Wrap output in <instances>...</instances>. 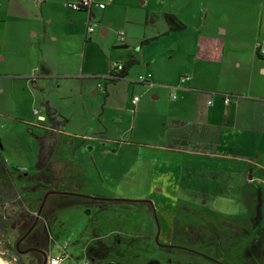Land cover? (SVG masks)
<instances>
[{
  "label": "rangeland",
  "instance_id": "1",
  "mask_svg": "<svg viewBox=\"0 0 264 264\" xmlns=\"http://www.w3.org/2000/svg\"><path fill=\"white\" fill-rule=\"evenodd\" d=\"M35 4L25 0L21 8L23 25L15 26V31L13 28L15 34L22 35L23 31L32 28L38 33L42 29L45 20L36 19L41 0ZM65 6L64 0H45L43 5L46 17L53 19L50 30L56 38L48 41L42 57L57 69L55 77L43 83V89L28 90L29 82L39 76L34 61L26 58L30 48L25 54V63L6 59L0 68L4 75L23 76L14 81L19 90L15 97L17 112L4 109L5 96L0 94V112L9 114L0 113V152L9 168L19 170L16 180L23 198L22 207H7L15 221L9 226L7 237L11 249H7L0 239L3 256L0 260L4 264H20L19 255L15 256L13 252L25 226L16 211H22L21 215L27 221L33 219L44 192L54 182L65 181L66 176L57 175V172L61 174L68 162L71 171L77 174L72 179L69 177L67 185L56 187L57 190L66 191L72 187V181L79 183L80 179L84 183L85 189L81 193L84 195H90L85 186L88 182L93 192H99L92 195L98 198L152 200L163 235L159 242L165 244V234L167 238L171 234L176 245L222 260L225 264H260L258 260L261 257L264 260V184L261 181L249 184L247 175L241 187L235 186L231 179L217 184L208 183L205 176L212 169L180 166V158L170 159V154L161 149L153 150V146L144 143L163 141L170 144L177 135L161 127L167 119L166 111L173 104L169 95H175L174 101L177 102L179 93L188 86V82L181 87L175 85L180 77L190 73L187 63L191 50L185 44L186 38L199 28L200 22L205 21L203 31L213 34L218 33L216 29L220 23L235 38L234 42L228 41L227 51L232 48L239 50L240 38L247 42V50L251 52L252 45L241 34L249 28L251 20L258 22L260 19L261 25L264 24V0H149L141 16L139 10L142 9L134 4L130 11L133 19L129 26V48H118L120 33L125 34L124 44L128 41L123 28V11H119L121 15H113L112 28L103 20L102 27H95L91 40H85L84 36L73 32L82 26L83 16L72 13ZM145 11L150 12L146 19ZM165 13L174 15L186 28L164 35L168 32L163 18ZM75 17L74 23L69 25L67 20ZM114 28L116 30L112 31ZM102 29L107 30L106 36L101 35ZM23 37L29 41L27 32ZM157 37L158 40L148 45L149 49L139 50L143 40ZM181 38L184 40L182 46H175ZM38 39L39 34L37 38L30 35L31 43ZM8 42L5 52L9 55L16 53L14 46L12 50L8 47ZM263 42L264 31L259 44ZM131 57L137 61L136 66L125 79L108 85L106 100V90L102 93L96 87L98 81L95 77L111 71L114 65L124 64ZM148 62L150 64L146 66ZM259 66L254 57L255 71ZM155 72L159 75L164 73L163 80H156ZM146 74L152 76L154 86L135 83ZM1 82L7 84L8 81L3 79ZM248 93L253 94L250 90ZM155 96L159 99H154ZM135 98L137 104L132 107ZM50 103L65 114L66 132L61 130L53 113L47 124L39 125L50 132L52 128L57 129L55 134L59 145L55 149H52L54 145L47 149L53 158L49 165L51 170H44L34 180L32 176L37 170L39 146L28 128L29 122H35L33 109ZM34 126L33 132L39 135L41 128ZM181 134L189 137L186 131ZM67 135L79 139L84 136L87 141L73 152V140ZM124 139L133 144L118 147V141ZM259 162L263 161L260 159ZM189 175H196V178ZM216 177L222 180L221 176ZM156 189L176 198L165 200L166 196ZM148 195L149 198H144ZM43 220L46 232L43 247L47 244L46 249L40 246L43 230L18 247L24 250L38 245L52 257H63L61 264H214L191 253L158 249L154 243L157 224L147 204L96 203L74 197L51 196ZM20 257L21 264H41L36 253Z\"/></svg>",
  "mask_w": 264,
  "mask_h": 264
},
{
  "label": "crops",
  "instance_id": "2",
  "mask_svg": "<svg viewBox=\"0 0 264 264\" xmlns=\"http://www.w3.org/2000/svg\"><path fill=\"white\" fill-rule=\"evenodd\" d=\"M28 1L34 4L37 2V0ZM71 1L76 0H64L65 3ZM44 4L45 0H41V5L38 9V18L36 17L38 20L39 18L45 20V22L43 21L42 23V29L39 30L38 33L37 31L32 30L33 28L30 30L26 29L22 32V35H18V33L15 34L14 31L15 26L19 28V24L23 25L21 17L24 13L21 12V8L25 5V0H0V68L6 59L9 61L12 59L15 62H19V64L20 62L25 63V54L30 48V52L29 54H26V58L34 61L39 76L29 82V91L43 89V87H45L43 83L48 79H53V77H55V72L57 71L47 58L42 57L44 54L43 48L48 45V41H55L56 38L50 30L53 19L46 17L43 9ZM134 4L139 5V9H142L139 10V15L141 16V11L147 8L149 0H113V2L108 4L103 10L94 7L91 12V16L93 17L90 18L94 23V29L96 26L98 29L102 27L103 20L108 22L112 28L113 25L111 20L113 15H121L119 11H123V28L128 41L124 46L119 44L118 48H129V26L133 19L130 15V11ZM19 9L20 15L18 16ZM68 10L72 13L83 16V21L81 23L82 26L73 31L74 34L84 36L85 40H91L90 37H92L93 33L88 34L86 32L88 24L91 22L88 20V14L86 12ZM149 13V11H145V19L148 18ZM192 13L195 12L193 11ZM26 15L29 21L28 14ZM97 16L99 17L97 18ZM262 17L263 15L261 11V19ZM73 19L75 20L76 17L69 18L67 23L72 25L74 23ZM221 23H223V20ZM249 23V28L241 34V36L247 39L252 45L251 52L247 50V42L240 38H238V41L242 43L237 44L240 49L235 51L232 48V50L228 49L227 51L226 45L228 41H235L234 36L228 33L220 23L217 25L216 30L218 33L216 34L209 31H203L205 21L200 22L199 28L185 40V44H187L191 50L187 63V67L190 71L189 79L184 83H179L178 80L175 84L181 87V85L188 82V86L184 88V92L179 93V99L177 98V102L172 101L173 104L171 108L166 111L167 119L161 127L162 130L176 132L177 135L174 136L175 139L172 140L170 144H165L163 141L144 143V145L153 146V150L161 149L164 153L170 154V159H173L174 157L179 160L180 158V166L212 169V171H208L205 176L208 178V183L217 184L218 182H224L225 179H231L235 186L241 187L243 179L247 175L246 181L249 182V184L260 181L264 184V157L261 155L264 154V53H261L258 49V46L261 45L259 44V37L261 36V32L264 31V24L261 25L260 19L258 22L251 20ZM11 30L13 34H11ZM115 30L116 29L114 28L112 31ZM25 32H27L29 41L23 37ZM100 33L102 36H106L107 30L102 29ZM38 34L39 39L31 43L30 35H32V38H37ZM169 34L171 33H167V35ZM158 39L159 37H157L156 40ZM156 40L149 42V44L139 48V50L149 49L148 47L150 46L148 45ZM7 42L8 47H10L11 50L12 46H14L16 53L9 55V52H5V48L7 50ZM183 43L184 40L181 38L179 41L175 42L174 45L182 46ZM254 57L261 65L257 68V71H255L253 67ZM150 60L153 61L152 58ZM41 64H46L50 72L49 76L40 73L39 68ZM149 64L150 62L145 65L149 66ZM108 71H106L105 74L95 77L98 81L96 87L100 89L102 93L106 90V94H104L106 100L108 98L107 87L108 85H112V82L106 79V76L110 72ZM155 74L157 75L156 80H163L164 73H160L159 75L155 72ZM22 77L23 76L19 74L8 76L0 73V94L5 96L6 101L4 109L12 111L14 109V111L17 112L15 97L17 96V93H19V90L17 89L18 85L14 84V81L22 79ZM3 79L8 81L6 82L7 84H1ZM161 84L167 85V83ZM152 85H155L153 80ZM152 85H149L148 87ZM234 87H237V89ZM174 88L176 87L174 86ZM248 90L253 94H249ZM229 95L232 100L226 105L224 100L226 96ZM170 96L171 95H169V99L171 100ZM236 97L239 98L237 101H234V98L236 100ZM153 98L156 100L159 99V97L156 96ZM233 103H235L234 106ZM45 105L46 104L42 105L40 108L33 109L32 114L35 117V122H29L28 128L32 135L35 136V141L37 143L38 137L43 136L46 131L39 125L43 126L47 124L49 122V116L52 113L55 120L60 122L61 130L64 131V133L66 132L64 129L67 123L65 114L60 113L51 103ZM34 110L40 111V116L44 117L43 121L37 119ZM0 113H2V115H9L3 111ZM174 121H176V123H174ZM34 125L41 128V133L39 135L33 132L32 129L35 127ZM47 131L49 135V140H47L49 145L48 148L54 145L52 149H55L59 145L55 134L57 133V129L52 128V134H50L51 132L49 130ZM62 131H59L58 133L62 134ZM182 131L189 133V137L181 134ZM67 136L71 137L69 135ZM70 139L73 140L71 151L75 150V148L78 150L87 141L84 136L80 139L74 137H71ZM117 144L119 147L123 144L133 143L129 141V139H124L118 141ZM37 146H39V144ZM176 147H181L186 150H178ZM56 156L59 157L61 155ZM260 159L263 162H259ZM50 162H53V158ZM66 164H68V162L65 163L64 169L66 170L65 183H67L69 177L72 179L77 174L71 171V166L69 164ZM189 176L196 178V175ZM216 176H221L222 180L219 181ZM78 181L79 183L72 181V187L66 191L75 193L84 192L82 190L85 189L83 188L84 183L80 182V179H78ZM85 182H87V180ZM85 186H87L86 188H88L90 195H96L99 193L96 191L93 192L89 188L88 182ZM90 186L94 185L90 184ZM155 191L166 196L165 200H167L168 197L169 199L176 198L165 195L160 189H156ZM149 197L150 195L144 198ZM157 200L167 202L161 198H158ZM168 203L169 202H167V204Z\"/></svg>",
  "mask_w": 264,
  "mask_h": 264
},
{
  "label": "trees",
  "instance_id": "3",
  "mask_svg": "<svg viewBox=\"0 0 264 264\" xmlns=\"http://www.w3.org/2000/svg\"><path fill=\"white\" fill-rule=\"evenodd\" d=\"M163 18H164V20L168 26V32L167 33L182 31L186 28V26L172 14L165 13L163 15ZM167 33L164 35H167ZM156 39L157 38H153L150 40H143L140 43L139 48L149 44V42L156 40ZM124 45L122 44L121 46H124ZM122 65H123V69L121 71L117 72V71L113 70L114 68L110 71L111 73L115 74L117 77L115 79H110L112 84H114V83L116 84L118 81L125 79L128 76L129 71L136 65V60L133 57H131L127 62H125ZM39 71L42 75H45V76L50 75L49 69L46 66V64H41ZM107 80L109 81V79H107ZM179 83H180V80H179ZM139 84H143V83H139ZM172 101H174V100H172ZM47 135H48V131L46 130L44 132L43 136L38 137L39 155H38V161H37V165H36L37 170H36V173L34 174V176H32V179H34V180L38 179L37 176L41 172H43L44 170H47V169L51 170V168L49 167L50 161H51L50 152L47 150L48 149ZM176 149L186 150V149L181 148V147H176ZM73 151L75 152L76 148ZM66 165H68V164H66ZM18 171H19L18 169L8 167V165L5 162L4 157L2 156V153L0 152V239L2 241H4V245L6 246L7 249H11L9 244L7 243L9 226L12 223H14V221H15V219H14L15 216L7 211V207L17 206L20 208L23 206L22 192L18 188L17 180H16ZM65 171L66 170H62L61 174H59V172H57V175L59 174V175L63 176L65 174ZM21 213H22V211H20V210L16 211V215L20 216L21 223L25 226L23 228V232H22V235H23L26 232L30 221H27L26 218H24L25 216L21 215ZM42 234H43L42 238L45 240L46 232L43 231ZM46 245H45V247H43L44 249H46ZM13 254L15 256L19 255L16 252V250L13 252ZM0 256H2L1 251H0ZM18 257L20 259V264H21L20 255Z\"/></svg>",
  "mask_w": 264,
  "mask_h": 264
},
{
  "label": "built area",
  "instance_id": "4",
  "mask_svg": "<svg viewBox=\"0 0 264 264\" xmlns=\"http://www.w3.org/2000/svg\"><path fill=\"white\" fill-rule=\"evenodd\" d=\"M113 0H76V1H71V2H67L66 3V7L72 11H77V12H86L88 14V17L91 21V12L93 10V8H98L100 10H103L104 8H106V6L110 3H112ZM88 34H92L94 32V23L93 21L90 22V24H88V27H87V31H86ZM126 39H125V34L123 33H120L119 35V44L120 45H124ZM258 49L260 50L261 53H264V42L258 46ZM113 70L119 72L123 69V65L122 64H117V65H114L113 66ZM151 75L150 74H146V75H143V76H140L138 79H137V83H143L147 86L149 85H152L151 83ZM117 78L115 74L109 72V74L106 76V79H115ZM187 79H189V76L188 75H184L183 77L180 78V83H184ZM170 98L172 100H175L176 99V96L175 95H171ZM232 98L230 96H226L225 100H224V103L226 105H228L230 102H231ZM137 104V98H135L133 101H132V107H135ZM34 114L37 116V119L39 121H43L44 117L40 116V111L39 110H34ZM263 161H264V158H263ZM64 258L63 257H60V256H56V257H52L50 256L49 259H48V264H61L63 262Z\"/></svg>",
  "mask_w": 264,
  "mask_h": 264
},
{
  "label": "water",
  "instance_id": "5",
  "mask_svg": "<svg viewBox=\"0 0 264 264\" xmlns=\"http://www.w3.org/2000/svg\"><path fill=\"white\" fill-rule=\"evenodd\" d=\"M52 195H58V196H66V197H74V198H80V199H87V200H91V201H98V202H121V203H134V204H148L151 209H152V213H153V218L155 220V223L157 224V234H156V238H155V241L157 244H159V236H160V226H159V223H158V219H157V216H156V211H155V206H154V203L152 200H128V199H105V198H98V197H95V196H92V195H84V194H81V193H75V192H66V191H60V190H56L53 186L50 190L46 191L42 197V201H41V204L37 210V213H36V220L40 217L41 215V212L45 206V203L48 199L49 196H52ZM36 222L28 229L27 232H25L19 239L18 241L16 242L15 244V250L16 252L19 254V255H26L28 253H37L41 256V264H48V253L42 249H39V248H27V249H24V250H20L19 249V244L28 236L30 235V233L32 232L34 226H35ZM188 251H191L192 253L198 255V256H201L211 262H214V263H217V261L207 257V256H204L198 252H195V251H192V250H188Z\"/></svg>",
  "mask_w": 264,
  "mask_h": 264
},
{
  "label": "flooded vegetation",
  "instance_id": "6",
  "mask_svg": "<svg viewBox=\"0 0 264 264\" xmlns=\"http://www.w3.org/2000/svg\"><path fill=\"white\" fill-rule=\"evenodd\" d=\"M59 175V174H58ZM63 176H65V174L63 175ZM65 180H66V178H65ZM67 183H65V181H64V179H62L61 181H57V182H54L53 184H52V186L56 189V187H58V186H61V187H63V186H65ZM52 186H51V188H52ZM50 188V189H51ZM49 189V190H50ZM57 190V189H56ZM48 191V190H47ZM46 192V191H45ZM44 192V193H45ZM66 192H68V191H66ZM44 195V194H43ZM52 196H58V195H52ZM43 197V196H42ZM51 196H49L48 197V199L50 198ZM60 197H66V196H60ZM48 199H47V201H46V203H45V206H44V208H43V210H42V212H41V215H40V217L36 220V214H35V216H34V218L32 219L31 218V220H30V223H29V226H28V228H27V230H26V232L28 231V229L36 222V224H35V226H34V228H33V230H32V232L30 233V235H28L19 245L20 246H22L23 245V242H28V241H30V239L32 238V236L36 233V232H38V231H41V230H43L44 231V226H43V222H44V220H43V218H44V211H45V209H46V206H47V203H48ZM77 199H80V198H77ZM83 200H85V201H90V202H96V203H98V201H91V200H87V199H83ZM41 201H42V199H41ZM101 203H108V202H101ZM164 203H167V202H164ZM41 204V203H40ZM148 205V204H147ZM40 206V205H39ZM39 208V207H38ZM151 208V207H150ZM152 210V209H151ZM37 213V212H36ZM152 215H153V213H152ZM173 228H174V226H173ZM175 230V229H174ZM187 233V232H186ZM157 234V233H156ZM188 235V234H187ZM186 235V236H187ZM41 238V244L42 245H40V246H44V243H46V239L44 240L43 238H42V236H40ZM155 238H156V235H155ZM155 238H154V243L157 245V247H158V249H160V250H172V251H183V252H187V253H191V254H194V253H192L191 251H188V250H190L189 248L187 249V248H184V246H180V245H176L175 243H174V239H173V237H172V235L170 234L169 235V237L167 238V234H165V239H166V243L165 244H163V243H161V242H159V244H157L156 243V241H155ZM163 238V235H162V232H161V229H160V236H159V241H160V239H162ZM18 241V240H17ZM40 246H38V245H34V246H29L28 248H41ZM27 249V248H26ZM32 253V252H31ZM48 253V252H47ZM37 254V253H36ZM194 255H196V254H194ZM260 255V254H259ZM258 255V256H259ZM38 256L41 258V256L38 254ZM51 255H50V253H48V257H50ZM201 257V256H200ZM203 258V257H202ZM207 260V259H206ZM214 260V259H213ZM215 261H217V263H214V262H212V263H214V264H225L222 260H218V259H215ZM259 263L260 264H264V260H263V258L261 257L259 260Z\"/></svg>",
  "mask_w": 264,
  "mask_h": 264
},
{
  "label": "bare ground",
  "instance_id": "7",
  "mask_svg": "<svg viewBox=\"0 0 264 264\" xmlns=\"http://www.w3.org/2000/svg\"><path fill=\"white\" fill-rule=\"evenodd\" d=\"M0 264H4V263L0 260Z\"/></svg>",
  "mask_w": 264,
  "mask_h": 264
}]
</instances>
